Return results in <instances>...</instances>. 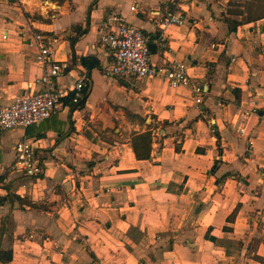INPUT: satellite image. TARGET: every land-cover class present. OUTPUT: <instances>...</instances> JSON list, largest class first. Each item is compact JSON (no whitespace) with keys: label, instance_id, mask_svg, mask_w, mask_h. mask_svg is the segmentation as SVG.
Here are the masks:
<instances>
[{"label":"crops","instance_id":"obj_1","mask_svg":"<svg viewBox=\"0 0 264 264\" xmlns=\"http://www.w3.org/2000/svg\"><path fill=\"white\" fill-rule=\"evenodd\" d=\"M257 1L0 0L1 104L41 87L34 32L68 63L61 110L0 130V264H264V9L246 18ZM168 10L185 21L161 27ZM112 15L148 34L151 62H184L202 101L163 75H106ZM148 123L150 158L137 159L130 138ZM23 137L38 175L11 169Z\"/></svg>","mask_w":264,"mask_h":264},{"label":"built area","instance_id":"obj_2","mask_svg":"<svg viewBox=\"0 0 264 264\" xmlns=\"http://www.w3.org/2000/svg\"><path fill=\"white\" fill-rule=\"evenodd\" d=\"M113 27L105 25L101 41L111 53V60L106 68V75L113 77L134 76L137 78L165 76L170 85H189L195 103L202 101L203 87L190 80L184 62L173 64H155L151 62L149 36L140 27L126 23L118 15H112ZM185 15L175 11H166L161 27L182 24ZM32 41L35 44V61L44 65L38 82L40 89L16 96L9 103H0V130L14 127H29L41 120L49 118L65 105L66 93L57 88V79L66 73L68 63L53 59V38L49 35L34 32ZM89 86V78L85 72L79 73L70 91L71 103L81 101ZM242 132V129H240ZM11 169L25 175H38L43 165L36 156L33 142L23 137L14 144V160Z\"/></svg>","mask_w":264,"mask_h":264},{"label":"trees","instance_id":"obj_3","mask_svg":"<svg viewBox=\"0 0 264 264\" xmlns=\"http://www.w3.org/2000/svg\"><path fill=\"white\" fill-rule=\"evenodd\" d=\"M254 3L250 4V8L247 11V20H250L254 15L252 6ZM236 12V11H234ZM223 21L227 24L229 30H235L237 25L241 23V21L236 19H231L229 17H224ZM144 119H142L143 121ZM169 122L164 120L161 122L162 126L167 125ZM133 152L137 159H147L150 158L151 144H152V124L148 123L146 128L143 131H134L130 138ZM176 149L179 148L178 145L175 146Z\"/></svg>","mask_w":264,"mask_h":264},{"label":"rangeland","instance_id":"obj_4","mask_svg":"<svg viewBox=\"0 0 264 264\" xmlns=\"http://www.w3.org/2000/svg\"><path fill=\"white\" fill-rule=\"evenodd\" d=\"M257 1V0H256ZM261 1V0H259ZM264 0H262L261 2H258L255 3L253 6H252V10L254 11L255 14L259 13V12H262L263 9H264V4H263ZM247 8V7H246Z\"/></svg>","mask_w":264,"mask_h":264},{"label":"water","instance_id":"obj_5","mask_svg":"<svg viewBox=\"0 0 264 264\" xmlns=\"http://www.w3.org/2000/svg\"><path fill=\"white\" fill-rule=\"evenodd\" d=\"M149 47H150V49H152L153 48V45L149 44Z\"/></svg>","mask_w":264,"mask_h":264}]
</instances>
